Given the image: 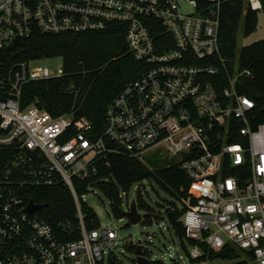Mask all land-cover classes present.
I'll use <instances>...</instances> for the list:
<instances>
[{"label": "built area", "instance_id": "obj_1", "mask_svg": "<svg viewBox=\"0 0 264 264\" xmlns=\"http://www.w3.org/2000/svg\"><path fill=\"white\" fill-rule=\"evenodd\" d=\"M188 1L194 13L179 0H0V57L37 31H104L121 23L129 51L146 65L109 104L97 134L87 117L21 105L27 83L66 75L63 59L51 69L48 61L59 56L10 67L0 58V264H120L119 232L86 227L76 180L97 175L114 154L145 161L160 147L192 179L196 198L183 199L186 238L196 241L191 257L204 254L203 243L220 250L230 242L264 264V123L255 125L256 102L238 89L240 77L253 72L236 62L223 85L221 70L231 63L220 43L226 0ZM244 1L264 10L262 0ZM58 182L74 197L76 239H66L71 224L55 230L22 195L25 186Z\"/></svg>", "mask_w": 264, "mask_h": 264}, {"label": "trees", "instance_id": "obj_2", "mask_svg": "<svg viewBox=\"0 0 264 264\" xmlns=\"http://www.w3.org/2000/svg\"><path fill=\"white\" fill-rule=\"evenodd\" d=\"M262 2L264 4V0ZM258 17L259 12L251 10L244 0H226L222 5L221 52L231 61L229 69L221 70L223 85H228L236 62L240 69L252 70V77H240L238 89L240 93L248 95L256 102V108L251 115L255 125L264 123V39L246 45L238 51V36L243 18L244 33L248 35L257 29ZM124 29L123 24L115 23L104 31L61 34L37 31L31 38L17 41L3 51L0 58L7 67L20 60L43 57L59 56L64 60V77L33 81L24 86L22 107L27 108L36 103L54 116L75 114L78 118L87 117L93 122L97 134H100L105 127L109 104L146 68V65L137 61L129 51ZM73 85L75 87L71 88ZM169 158L164 165H149L147 160L114 154L110 166L107 162L99 163L97 175L84 181L77 179V191L84 195L90 185L99 188L111 200L116 216L122 217L121 189L128 191L134 183L148 179L185 205L183 199L190 196L193 200L196 198L191 188L192 179L176 162V158ZM22 195L27 203L33 201L36 204H46L37 214L47 220L55 230H60L61 224H71L73 229L67 232V240L80 237V220L77 217L74 197L64 182L53 185H28L23 188ZM170 203L172 207L166 209L167 219L192 261L233 260L241 258L244 253L247 259L238 261L237 264H254L253 252L239 249L230 242L220 250L203 243L201 247L204 254L196 259L192 258L189 247L195 245L196 241L186 238L183 217L187 208H181L173 201ZM141 207L147 205L142 202ZM83 213L88 229L101 225L95 211L85 202ZM127 248L136 252L137 244H128Z\"/></svg>", "mask_w": 264, "mask_h": 264}, {"label": "rangeland", "instance_id": "obj_3", "mask_svg": "<svg viewBox=\"0 0 264 264\" xmlns=\"http://www.w3.org/2000/svg\"><path fill=\"white\" fill-rule=\"evenodd\" d=\"M179 1L185 13L195 12L194 6L188 0ZM261 39H264V10L259 12L257 29L248 35L244 33L243 18L238 36V51ZM61 63L62 57H55L48 61L51 69L58 68ZM169 159L166 149L160 147L149 151L146 160L149 165H164ZM120 192L122 217L116 216L111 200L99 188L92 186L83 197L85 203L97 214L102 226H109L119 232L120 246L115 250V255L120 264H136V252L128 249L126 244L136 245L139 240L148 251V259L155 264H237L238 261L247 259L242 253L241 258L233 260L192 261L183 248L181 239L167 219L166 209L172 207L170 202H176L182 208L180 200L167 194L158 184L148 179L134 183L128 191L121 189ZM133 201L136 202L139 213L143 216L142 221L137 224H132L125 215ZM142 202L147 207H141ZM164 217L165 219H162ZM221 235L228 239L224 233Z\"/></svg>", "mask_w": 264, "mask_h": 264}, {"label": "water", "instance_id": "obj_4", "mask_svg": "<svg viewBox=\"0 0 264 264\" xmlns=\"http://www.w3.org/2000/svg\"><path fill=\"white\" fill-rule=\"evenodd\" d=\"M46 204H36L35 202L31 201L28 204V208L30 212L35 213L42 209ZM125 215L130 220L132 224H137L142 221L143 216L139 213L138 206L135 201L131 204L130 210L125 212ZM137 260L136 264H152L148 257L146 256L145 248L143 246L142 241H138L137 248H136Z\"/></svg>", "mask_w": 264, "mask_h": 264}]
</instances>
